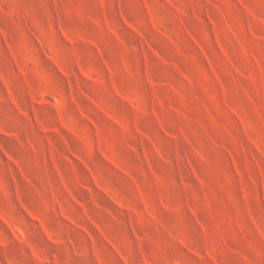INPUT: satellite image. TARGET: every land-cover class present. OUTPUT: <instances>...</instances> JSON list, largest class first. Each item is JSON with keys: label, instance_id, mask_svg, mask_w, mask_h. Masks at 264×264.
Returning <instances> with one entry per match:
<instances>
[{"label": "clouds", "instance_id": "obj_1", "mask_svg": "<svg viewBox=\"0 0 264 264\" xmlns=\"http://www.w3.org/2000/svg\"><path fill=\"white\" fill-rule=\"evenodd\" d=\"M0 264H264V0H0Z\"/></svg>", "mask_w": 264, "mask_h": 264}]
</instances>
